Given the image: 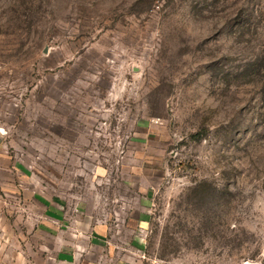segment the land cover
<instances>
[{"label":"rangeland","instance_id":"rangeland-1","mask_svg":"<svg viewBox=\"0 0 264 264\" xmlns=\"http://www.w3.org/2000/svg\"><path fill=\"white\" fill-rule=\"evenodd\" d=\"M56 245L264 264V0H0V264Z\"/></svg>","mask_w":264,"mask_h":264},{"label":"crops","instance_id":"crops-1","mask_svg":"<svg viewBox=\"0 0 264 264\" xmlns=\"http://www.w3.org/2000/svg\"><path fill=\"white\" fill-rule=\"evenodd\" d=\"M149 222V214L148 212H137L134 215V221L132 226H137L140 231H144L148 227ZM92 222L90 225H88L87 222H85V219L82 221H79L76 225V232L78 234H89V240L93 241L95 243H99L101 240H103L104 231L100 229L99 231L93 230ZM92 246H100V245H56L57 249L55 253L53 254V262L54 264H90L87 259V256H90V251H87V249H90ZM81 253H85L84 256L81 255ZM81 256L84 257L81 259Z\"/></svg>","mask_w":264,"mask_h":264}]
</instances>
